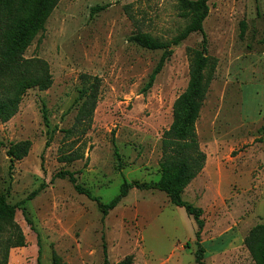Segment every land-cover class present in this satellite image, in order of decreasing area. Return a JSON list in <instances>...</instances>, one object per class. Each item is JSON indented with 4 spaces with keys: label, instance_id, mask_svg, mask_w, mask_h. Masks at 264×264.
<instances>
[{
    "label": "rangeland",
    "instance_id": "374dc122",
    "mask_svg": "<svg viewBox=\"0 0 264 264\" xmlns=\"http://www.w3.org/2000/svg\"><path fill=\"white\" fill-rule=\"evenodd\" d=\"M207 4L203 31L216 61L196 122L206 161L182 199L203 211V264H255L244 240L264 223V0ZM102 5L106 9L91 17V8ZM180 13L179 0L57 2L24 53L47 64L52 84L26 90L16 115L0 121V192L28 210L35 228L17 209L7 264H36L38 242L41 264H103V245L108 264L130 255L132 264H195V222L165 193L131 189L102 217L95 202L55 177L74 173L105 203L123 179H159L161 137L188 83L187 49L200 46L201 34L170 46L171 56L145 92L162 50L144 49L129 37L141 31L170 42L187 23ZM81 74L97 76L101 85L91 122L73 128ZM23 140L31 142L28 154L10 164L9 144Z\"/></svg>",
    "mask_w": 264,
    "mask_h": 264
},
{
    "label": "trees",
    "instance_id": "16d2710c",
    "mask_svg": "<svg viewBox=\"0 0 264 264\" xmlns=\"http://www.w3.org/2000/svg\"><path fill=\"white\" fill-rule=\"evenodd\" d=\"M59 0H0V121L6 122L18 112L26 90L37 88L45 91L50 88L52 79L47 64L38 59H25L24 53L31 45L35 36L45 29V23ZM209 0H179L181 17L186 19L184 28L170 42H163L151 35L136 31L129 41L147 50H162V54L152 70L143 88L147 91L161 72L171 56V45H178L191 33L201 34L198 48L187 49L189 57V79L185 90L179 94L172 104V121L161 137V157L158 163L159 179L156 181H127L123 179L118 194L108 202H102L89 189L77 182L75 174L60 171L55 177L66 178L74 190L96 203L102 217L116 208L127 197L131 189L140 191H159L166 194L170 203L182 208L192 217L196 225L194 232V263L203 264L204 247L201 244V233L204 228L203 211L201 208L182 199L185 188L203 170L206 155L201 150L196 133V122L213 80L215 59L208 55L203 21L208 15ZM106 5L95 6L90 16L106 9ZM129 15V14H128ZM131 19V16H129ZM243 33V30L242 32ZM264 36V32H263ZM82 89L79 96L80 105L77 109L73 128L80 124H88L98 101L101 80L97 76L81 74ZM42 118L47 123L45 107L42 106ZM264 129V125H263ZM71 133L72 130H67ZM31 142L23 140L10 143L6 155L10 164L23 159L29 152ZM39 190L31 193L26 200L32 199ZM18 204H10L7 195L0 192V264H7L9 238L14 225ZM26 223L35 231L29 218L28 210L20 208ZM244 244L255 264H264V223L254 226L246 236ZM36 264H41V247L38 242ZM189 242L185 248H188ZM133 256H127L116 264H132ZM103 264H108L106 247L103 245Z\"/></svg>",
    "mask_w": 264,
    "mask_h": 264
}]
</instances>
